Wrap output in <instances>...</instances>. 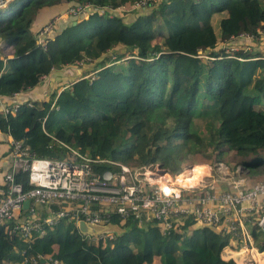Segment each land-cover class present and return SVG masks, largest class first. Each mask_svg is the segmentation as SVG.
<instances>
[{
  "label": "trees",
  "instance_id": "16d2710c",
  "mask_svg": "<svg viewBox=\"0 0 264 264\" xmlns=\"http://www.w3.org/2000/svg\"><path fill=\"white\" fill-rule=\"evenodd\" d=\"M134 1L9 0L0 9V40L12 49L0 58V96L28 91L53 70L80 68L76 61L94 65L59 92L0 113V132L36 157H61L60 141L90 156L131 168L157 164L171 174L185 154L226 146L245 158L250 178L253 171L264 180V48L256 41L258 30L264 32V0H149L129 10ZM84 2L106 10L57 20L45 46L36 44L29 28L40 10ZM241 34L257 48L230 55L227 42ZM118 46L121 52L108 53ZM230 88L238 111L226 119L220 96ZM133 99L140 108L127 112ZM14 180L29 187L25 172L15 171ZM108 221L124 231L95 241L64 219L28 240L0 225V264H30L36 255L62 264H234L220 257L233 239L190 220L165 234L154 222L138 225L115 214ZM246 230L264 255V232L250 224Z\"/></svg>",
  "mask_w": 264,
  "mask_h": 264
},
{
  "label": "built area",
  "instance_id": "2783aa9c",
  "mask_svg": "<svg viewBox=\"0 0 264 264\" xmlns=\"http://www.w3.org/2000/svg\"><path fill=\"white\" fill-rule=\"evenodd\" d=\"M8 1L0 0V9ZM148 1L136 0L130 8H140ZM105 10L103 6L84 2L69 6L64 13L72 18H85L90 11L101 13ZM57 20L54 17L51 23L37 30L34 34L37 45L45 46L53 29L52 23ZM258 32L264 34L262 30ZM235 49L229 47V50ZM82 64L81 61L74 63L75 66ZM17 107V104L3 107L0 113H13ZM57 142L65 150L63 155L47 158L29 154L20 142L11 140V169L4 173L0 185V225L8 224L10 233L16 232L28 240L32 234H43L46 227L61 219L71 222L74 227L79 222L104 225L110 223L111 214L121 219L131 218L138 225L154 222L162 234L175 229L184 220H190L195 225L228 234L242 245L249 238L246 224L264 232V181L245 186V176L239 175L237 168L219 161L200 165L203 181L190 185L188 170L193 166L182 168L176 174L157 164L131 169L118 161L90 156ZM102 165L105 167L100 168ZM17 170L25 172L28 188L24 189L14 180ZM24 200L28 201L26 208L22 207ZM37 206L43 209L42 214L37 213ZM22 212L26 217L16 221V215L24 216ZM111 235L89 237L95 241ZM38 259L45 264H62L50 255L45 260L36 255L27 262L37 264Z\"/></svg>",
  "mask_w": 264,
  "mask_h": 264
},
{
  "label": "crops",
  "instance_id": "0c3cea01",
  "mask_svg": "<svg viewBox=\"0 0 264 264\" xmlns=\"http://www.w3.org/2000/svg\"><path fill=\"white\" fill-rule=\"evenodd\" d=\"M65 10L64 9L60 10V8H56V7H50V8H45L44 10L43 9L40 10L34 17L31 26L29 28V32L32 33V36H34V34L37 32L40 26L43 25L45 22H47V20H49L50 18L52 19L53 17H57L58 22L61 20H65V18L71 19L70 17L65 15L64 13ZM263 39H264V35L260 34L257 38V40H260L258 44H260ZM227 45H230V47L234 45H248L244 48L249 49L251 48L252 45H255V43L250 37L238 36L235 40L227 42ZM118 47L110 49L108 53H111V51H114V49H117ZM118 51H122V50H119L118 48L117 53H119ZM11 55H12L11 47L6 45L2 40H0V58L2 60H5L9 58ZM93 65H94L93 63H89L84 65L82 64L80 68H74L73 66H68L58 71L53 70L49 74L42 76L36 87L28 91H24L8 97L0 96V110L3 107H11L12 105L15 104L19 105L22 102L28 103L33 100L43 99L46 96H48L50 92H52L54 89L57 88H58L57 92H59L63 87H66V85L64 84L75 79L79 74H82L90 70L93 67ZM11 140L12 139L10 135L0 132V185H2V177L4 173L11 169L12 155H11V149H9ZM22 213L23 215L25 214V212ZM42 213L43 212H39V214ZM15 217H16V221H22L26 217V214L25 216L16 215ZM111 225H116V224L111 223ZM116 226L119 228L118 225ZM194 226L196 225L194 224ZM75 227L78 230V232H80L78 228V223ZM110 234L114 235L113 233ZM248 235L249 238L247 239V241L244 242L245 245L243 248L239 247V245L242 246L241 241L237 242L238 243L237 249L231 247V245L233 246L234 244V241L232 240L231 245L228 244L222 249V251L220 252V257L223 260H232L234 264H259L258 261L259 259L262 262L261 264H264L263 252H259L256 249L252 237L250 236L249 233ZM85 236L89 237L90 235L86 234ZM152 264H157V263L152 262Z\"/></svg>",
  "mask_w": 264,
  "mask_h": 264
},
{
  "label": "rangeland",
  "instance_id": "374dc122",
  "mask_svg": "<svg viewBox=\"0 0 264 264\" xmlns=\"http://www.w3.org/2000/svg\"><path fill=\"white\" fill-rule=\"evenodd\" d=\"M121 10V9H120ZM130 10V9H129ZM128 17V16H127ZM54 18V17H53ZM52 18V19H53ZM86 18V17H85ZM75 19V18H73ZM77 19H84V18H77ZM217 28V24L215 25ZM216 30V29H215ZM260 41V40H259ZM259 49L264 48V39L260 44H257ZM248 45H234L235 50H229L227 47V53L231 54L234 53L237 49L246 47ZM251 46V48H257L256 44ZM239 47V48H238ZM119 50L122 49V47H118ZM117 48V49H118ZM117 49H114V52L117 51ZM121 52V51H118ZM235 85H233L234 87ZM221 100L224 101V110L223 114L226 119L232 118L237 114L238 108L235 105L237 103V99L235 98V95L233 94V88L228 89L226 92H224L220 96ZM234 100V101H233ZM140 108V105L137 103V100L133 99L128 102L127 106L125 107L127 112H130L131 110H138ZM119 122H121V119H119ZM217 156V157H216ZM182 161L180 163V168H186V167H191V169L188 170V173L192 172L196 169V166L199 167L201 165H204L206 163H212L213 161H219L223 164L228 165L229 167L235 169H238V174L245 176V183L246 182H253V181H264L263 179L258 180L256 177V174L251 171V178L249 177L250 175L247 172V169L242 167L241 161H243L245 158H242L241 156L236 155L234 150L229 149L226 146H219L216 149L215 148H206L204 151L199 150L197 153L194 154H185L182 157ZM217 160H215V159ZM196 165V166H195ZM131 168V167H130ZM135 167L134 169H136ZM133 169V168H131ZM264 178V176H262ZM36 211L43 212V209L40 206L36 207ZM37 212V213H39ZM245 245V244H244ZM244 245H239V247L243 248Z\"/></svg>",
  "mask_w": 264,
  "mask_h": 264
},
{
  "label": "water",
  "instance_id": "95a60500",
  "mask_svg": "<svg viewBox=\"0 0 264 264\" xmlns=\"http://www.w3.org/2000/svg\"><path fill=\"white\" fill-rule=\"evenodd\" d=\"M72 23H74V21H72ZM27 203L28 201L24 200L22 202V207L26 208ZM78 228L82 234L84 235L88 234L92 236H96L99 234H107V233H113L115 235V234H120L121 232L124 231V229L120 227L118 228L116 225H111V223L104 225H97V224H87V223L79 222Z\"/></svg>",
  "mask_w": 264,
  "mask_h": 264
},
{
  "label": "bare ground",
  "instance_id": "6f19581e",
  "mask_svg": "<svg viewBox=\"0 0 264 264\" xmlns=\"http://www.w3.org/2000/svg\"><path fill=\"white\" fill-rule=\"evenodd\" d=\"M200 169L201 167H196V169L192 172L189 173L190 177H189V182H190V185H195L197 184L198 182L200 181H203V178L201 177V174H200ZM231 256V255H229Z\"/></svg>",
  "mask_w": 264,
  "mask_h": 264
},
{
  "label": "clouds",
  "instance_id": "9594fccd",
  "mask_svg": "<svg viewBox=\"0 0 264 264\" xmlns=\"http://www.w3.org/2000/svg\"><path fill=\"white\" fill-rule=\"evenodd\" d=\"M130 10H131V8H129ZM231 47H233V46H231ZM229 48V47H228ZM235 48V47H234ZM181 170V169H180ZM247 172H248V170H247ZM178 173V172H177ZM176 174V173H175ZM193 224V223H192ZM194 225V224H193ZM197 226H202V225H197ZM208 227V226H207ZM211 228V227H210ZM245 229H246V227H245ZM215 231V230H214ZM247 231V230H246ZM248 233V232H247ZM235 242H238L237 240H234Z\"/></svg>",
  "mask_w": 264,
  "mask_h": 264
}]
</instances>
